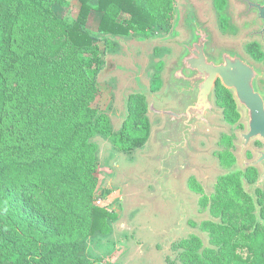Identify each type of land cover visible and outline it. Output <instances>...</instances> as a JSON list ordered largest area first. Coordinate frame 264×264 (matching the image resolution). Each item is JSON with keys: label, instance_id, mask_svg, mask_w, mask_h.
<instances>
[{"label": "trees", "instance_id": "16d2710c", "mask_svg": "<svg viewBox=\"0 0 264 264\" xmlns=\"http://www.w3.org/2000/svg\"><path fill=\"white\" fill-rule=\"evenodd\" d=\"M64 1L0 0V264H92L85 258L87 239L108 235L117 217L92 200V138L107 134L108 122L92 108L99 92L95 72L88 74L79 57L89 53L99 62L86 24L94 12L102 34L168 32L175 5L75 0L77 17L67 20L52 9ZM121 14L129 16L125 25L116 22ZM143 96L132 97L135 109L116 140L123 150L149 138ZM237 188L233 198L242 204L219 189L212 219L200 223L211 248H202L196 235L181 240L183 264H264V201L254 205Z\"/></svg>", "mask_w": 264, "mask_h": 264}, {"label": "rangeland", "instance_id": "374dc122", "mask_svg": "<svg viewBox=\"0 0 264 264\" xmlns=\"http://www.w3.org/2000/svg\"><path fill=\"white\" fill-rule=\"evenodd\" d=\"M183 2H177L180 12L184 9ZM52 9L60 18L71 20L77 17L79 5L75 0H65L62 5H53ZM90 16L86 28L95 38L94 49L99 62H91L89 53H81L79 57L88 74L95 72L99 92L92 108L97 109L98 115H104L108 122L107 134L92 138L97 147L96 187L92 200L96 206L113 212L117 218L110 221L108 235L87 239L85 258L92 264H183L180 258L183 251L178 247L181 240L196 235L202 248L212 247L207 233L200 230V223L212 219L209 204L203 209L201 202L208 195L215 174H205L208 165L197 160L195 164L201 172L193 167L172 181L174 187L186 193L182 208L174 200L165 198L147 203L145 198L155 195V188L140 186L137 182L149 181L152 174H158L156 163L149 160L159 151L151 142V134L162 126L163 121L152 118L145 111L150 127L145 144L123 150L116 140L129 110L135 109L132 97L144 92L143 103L148 106L152 102L150 95L162 88L167 69L181 52L177 43L186 40L187 34L178 26L176 12L168 32L158 27L153 33L130 32L126 36L99 33L97 26L101 15L92 12ZM128 19V15L121 14L116 22L125 25ZM2 51L0 42V55ZM154 74L156 77L153 78ZM153 79L156 84H153ZM151 88H155V92ZM211 165L216 172L217 169ZM196 170V179L203 192L192 191L194 194L189 196L191 190L187 188V177ZM245 255L243 253V257Z\"/></svg>", "mask_w": 264, "mask_h": 264}, {"label": "flooded vegetation", "instance_id": "af4514ba", "mask_svg": "<svg viewBox=\"0 0 264 264\" xmlns=\"http://www.w3.org/2000/svg\"><path fill=\"white\" fill-rule=\"evenodd\" d=\"M177 2L173 17L176 12L178 26L192 33L198 29L210 33L205 51L216 62L221 57L224 70L213 81L210 108L201 102L192 104L204 110L197 114L201 118L196 122L203 136L194 142L196 152L186 150L173 156V170L177 171L186 159L200 172L197 160L208 165L204 173L215 177L203 201L210 208L219 189L233 198L236 187L251 198L252 204H258L257 198L264 201V0H184L181 12ZM181 100L176 97L174 102L178 110L183 107ZM159 152L164 155L166 150L159 148ZM162 165L169 167L164 161ZM196 173L187 177L189 196L192 191L203 192ZM232 201L242 204L239 198Z\"/></svg>", "mask_w": 264, "mask_h": 264}, {"label": "water", "instance_id": "95a60500", "mask_svg": "<svg viewBox=\"0 0 264 264\" xmlns=\"http://www.w3.org/2000/svg\"><path fill=\"white\" fill-rule=\"evenodd\" d=\"M185 31L187 39L177 43L181 52L167 69L161 90L150 95L152 102L147 110L152 118H160L163 121L161 127L152 131L151 142L157 146L158 150L159 148L166 150V153L162 155L158 151L149 158L156 163L158 174H152L149 181L137 182V185H150L155 188V195L145 198L147 203H154L159 198H165L174 200L181 208L185 193L180 188L174 187L172 181L180 178L184 171L192 169L193 166L186 159L184 164L174 171L173 156L178 152L184 154L186 150L190 153L196 152L194 142L196 138L203 136L196 122L201 118L199 115L204 110L193 107L192 104L201 102L204 105L208 104L210 108L213 81L215 76H221L224 70L223 59L220 57L217 62L211 60L205 51V47L210 43V33L200 29L196 33H192L190 29ZM228 62H230L229 58ZM140 94L146 96L144 92ZM176 97L182 99L183 107L179 110L174 107ZM163 161L169 167H164ZM262 179L263 177L260 178L259 184Z\"/></svg>", "mask_w": 264, "mask_h": 264}, {"label": "crops", "instance_id": "0c3cea01", "mask_svg": "<svg viewBox=\"0 0 264 264\" xmlns=\"http://www.w3.org/2000/svg\"><path fill=\"white\" fill-rule=\"evenodd\" d=\"M91 17V16H90ZM90 17H89V19H90Z\"/></svg>", "mask_w": 264, "mask_h": 264}]
</instances>
